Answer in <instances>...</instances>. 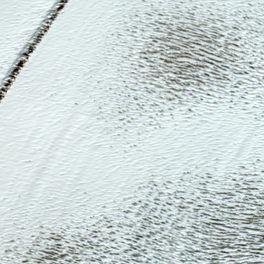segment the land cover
Segmentation results:
<instances>
[{"label": "snow or ice", "instance_id": "snow-or-ice-1", "mask_svg": "<svg viewBox=\"0 0 264 264\" xmlns=\"http://www.w3.org/2000/svg\"><path fill=\"white\" fill-rule=\"evenodd\" d=\"M0 264H264V0H0Z\"/></svg>", "mask_w": 264, "mask_h": 264}]
</instances>
